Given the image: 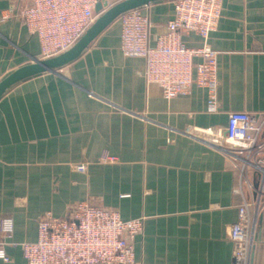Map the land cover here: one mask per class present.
I'll use <instances>...</instances> for the list:
<instances>
[{
    "label": "crops",
    "instance_id": "obj_1",
    "mask_svg": "<svg viewBox=\"0 0 264 264\" xmlns=\"http://www.w3.org/2000/svg\"><path fill=\"white\" fill-rule=\"evenodd\" d=\"M121 1L98 0L95 13L99 18ZM174 1L144 5L151 45L173 19ZM222 2L210 35L219 51L217 112L208 111V91L196 84L167 99L148 83L145 59L121 50L118 19L72 62L4 92L0 222L10 217L14 229L8 236L0 227L8 257L0 264H26L19 244L37 240L44 213L67 218L79 201L116 209L124 219L145 217L134 241L139 264H232L228 231L238 219L237 188L249 199L255 191L224 151L226 128L232 111L264 117V0ZM30 4L0 0V81L40 59L39 39L20 15ZM182 39L188 47L203 44L192 32ZM104 152L115 160H102ZM249 179L255 183L253 172ZM258 208L251 264H264V200Z\"/></svg>",
    "mask_w": 264,
    "mask_h": 264
},
{
    "label": "built area",
    "instance_id": "obj_2",
    "mask_svg": "<svg viewBox=\"0 0 264 264\" xmlns=\"http://www.w3.org/2000/svg\"><path fill=\"white\" fill-rule=\"evenodd\" d=\"M97 2L31 0L20 15L28 30L39 39L40 59L57 56L75 44L98 19ZM174 2V17L168 22L167 30L155 37L153 45L147 6L120 14L117 19L121 26V50L126 56L145 59L147 82L156 84L165 98L184 95L196 84L208 91V111L217 112L219 51L212 47L210 35L220 23L223 2ZM190 32L203 39L201 46L188 47L183 42L182 36ZM197 57L201 61L195 62ZM263 127L264 117L259 121L251 112H230L226 128L230 147L224 149L241 173L242 183L260 193L264 191V144L259 141ZM101 158L115 160L107 152ZM76 168L85 171L86 165L79 163ZM249 172L255 175L257 187L250 181ZM237 190L242 197L238 219L228 231L234 245L232 264H251L257 229L252 211L258 208L256 202L261 194L257 199H249L243 194L241 184ZM144 222V216L124 219L116 209L79 201L67 218L44 213L39 220L37 240L19 245L26 264H139L134 241L143 233ZM0 227L10 236L14 229L12 218H3ZM0 258L8 260L2 245Z\"/></svg>",
    "mask_w": 264,
    "mask_h": 264
},
{
    "label": "water",
    "instance_id": "obj_3",
    "mask_svg": "<svg viewBox=\"0 0 264 264\" xmlns=\"http://www.w3.org/2000/svg\"><path fill=\"white\" fill-rule=\"evenodd\" d=\"M155 1L159 0H123L112 6L95 21V23L80 37V39L75 44H73L63 53L48 59H35L33 63L17 69L1 80L0 97L9 87L18 81L41 73L54 72L59 67L72 62L78 56H80L82 52L89 46V44L112 22H114L120 14L137 9Z\"/></svg>",
    "mask_w": 264,
    "mask_h": 264
},
{
    "label": "rangeland",
    "instance_id": "obj_4",
    "mask_svg": "<svg viewBox=\"0 0 264 264\" xmlns=\"http://www.w3.org/2000/svg\"><path fill=\"white\" fill-rule=\"evenodd\" d=\"M256 189H257V188H256ZM253 192H254V191H253ZM254 194H255V195H254ZM254 194H253V196H254L253 198H256V199L259 197V194H261L259 201L256 202V203H257V206H258V205H260L259 202H261V201L264 200V191H263L262 193H260L258 190H256ZM257 206H256V207H257ZM256 209H257V208H256ZM259 209H260V208H258V210H259Z\"/></svg>",
    "mask_w": 264,
    "mask_h": 264
}]
</instances>
